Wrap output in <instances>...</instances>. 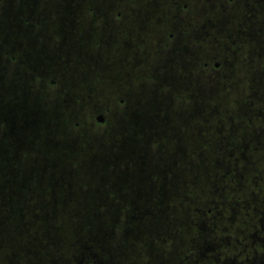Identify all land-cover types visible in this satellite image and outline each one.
<instances>
[{"label":"rangeland","instance_id":"1","mask_svg":"<svg viewBox=\"0 0 264 264\" xmlns=\"http://www.w3.org/2000/svg\"><path fill=\"white\" fill-rule=\"evenodd\" d=\"M24 1L0 0V264H264V162L218 161L215 133L216 109L235 110L237 125L251 109L264 112V85L251 102L247 90L229 99L224 84L209 79L157 81L148 58L163 64L172 49L164 50L167 36L146 32L131 37L149 50L138 95L121 103L133 85L94 76L75 82L69 58L51 86L38 79L39 67L21 65L42 46L21 24ZM8 29L32 43L13 50L12 64ZM256 37L261 47L264 35ZM206 39L214 57L220 38ZM172 41L182 63L187 41ZM250 62L263 63L264 52ZM115 70L107 77L123 78Z\"/></svg>","mask_w":264,"mask_h":264},{"label":"flooded vegetation","instance_id":"2","mask_svg":"<svg viewBox=\"0 0 264 264\" xmlns=\"http://www.w3.org/2000/svg\"><path fill=\"white\" fill-rule=\"evenodd\" d=\"M174 1L31 0L34 7L29 8V1L25 0L24 11L18 13L19 19L22 25L29 26V31L39 36L42 46L37 49L35 40L34 49L37 50L24 53L21 65L29 68L39 67L41 70L38 72V79L43 82L47 80L48 84L53 86L55 81L51 79L60 75V61L67 63L69 61L63 58H69L75 65L71 72L75 82H79L78 78L89 82L94 76L107 82L122 81L127 87L133 85L134 88L121 92L122 103V100L139 94L135 86L141 81L142 56L147 58L149 51L133 44L131 37L138 36L137 40L140 41V36L151 32L167 36V41L170 42L173 36L179 35L187 41L180 50L185 56V61L179 63L181 56L178 55V49L172 48L179 44L172 45L173 41L163 45L164 50H167V47L172 49V55L170 54V58L163 64H157L155 54H150L148 58L149 62H154L148 69L157 81L191 76L197 77L200 82L209 79L224 84L223 89L227 91L229 99L237 97L239 89L247 90L251 102L262 98L264 62L252 64L250 61L258 52H264V44L260 47V40L256 37L264 35V0H197V6L190 7ZM223 1L224 12L221 10ZM51 4L54 10L46 13L45 7ZM196 9L199 11L197 14ZM34 18L37 22L28 23ZM31 26L36 28L30 29ZM47 32L51 34L48 35ZM17 35L15 29H8L5 36L10 43V50L6 53L10 64L17 59L13 56V50L19 46L28 48L31 43L27 39L23 44V40L20 41L21 33L19 37ZM215 35L217 39L220 38L216 44L219 51L211 57L207 54L206 37ZM230 38L234 42L240 41L241 44L227 43ZM119 40L120 44L117 43ZM255 41L258 43H254ZM229 53L240 59L229 60ZM112 67L116 69V73L123 75V78L107 77ZM79 68H86V73ZM159 70L163 73L157 74ZM235 84L237 86H234ZM249 111L247 115L251 118L248 122L237 125L235 110H215V115L219 117L218 128L215 130L218 161L264 162V112L258 109ZM202 115L205 116L206 113ZM98 118L104 122L103 117L99 115L95 118L97 123L103 124ZM202 148L205 151V146ZM219 179L221 180L220 177ZM226 180L238 189L235 177ZM259 184L257 182V189H261Z\"/></svg>","mask_w":264,"mask_h":264},{"label":"water","instance_id":"3","mask_svg":"<svg viewBox=\"0 0 264 264\" xmlns=\"http://www.w3.org/2000/svg\"><path fill=\"white\" fill-rule=\"evenodd\" d=\"M98 121H99V122H103V120H102L101 118H98Z\"/></svg>","mask_w":264,"mask_h":264}]
</instances>
